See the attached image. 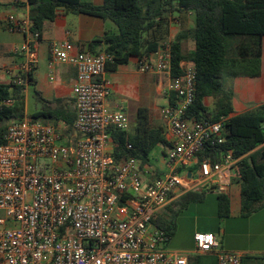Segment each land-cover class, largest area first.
Masks as SVG:
<instances>
[{"label": "built area", "instance_id": "built-area-1", "mask_svg": "<svg viewBox=\"0 0 264 264\" xmlns=\"http://www.w3.org/2000/svg\"><path fill=\"white\" fill-rule=\"evenodd\" d=\"M5 23L26 39L15 51L22 62L5 72L10 81L25 84V75L39 64L40 36L31 32L29 15H10ZM51 56L52 65L77 71L76 118L70 134L63 121L25 118L8 126L0 144V264H189L192 254L208 253H216L218 264H242L241 254L219 251L212 233L195 235L192 254L171 252L170 237L153 224L177 195L205 189L225 194L238 175L232 154L218 162L201 159L207 143L223 142L226 119L187 118L195 100L194 64L172 78L169 43L139 61L140 73L167 75L174 96L162 109L170 135L168 172L150 179L151 167L141 170L134 158L119 162L112 155L109 130L128 129L125 111L107 108L112 87L104 76L112 57L76 51L69 42L53 43Z\"/></svg>", "mask_w": 264, "mask_h": 264}, {"label": "trees", "instance_id": "trees-1", "mask_svg": "<svg viewBox=\"0 0 264 264\" xmlns=\"http://www.w3.org/2000/svg\"><path fill=\"white\" fill-rule=\"evenodd\" d=\"M31 32L38 33L40 42L47 22L61 13L87 15L111 22L117 33L105 34L89 43L92 54L106 53L112 57L106 73L115 72L131 59H149L164 44L171 46V77L184 74L183 65L191 62L196 69L195 100L187 112L193 122H220L226 119L222 132L223 142L207 143L201 159L218 162L232 154L238 160L241 217L248 218L264 208V104L248 112L233 116L234 90L229 81L236 78L256 79L261 76L264 43V0H104L95 5L82 0H27ZM191 13L193 26L169 40L172 16ZM190 41L193 49L185 53L183 44ZM36 69L25 75V84L12 79L0 81V144L8 126L29 118L46 124L63 121L71 133L76 115L71 108L61 107V101H47L35 92L41 110L26 116L24 90L34 86ZM15 80V81H14ZM11 100L13 106L2 105ZM174 101L171 96L170 102ZM144 113L139 111V116ZM111 134L112 155L116 161L134 158L140 169L150 163V155L157 146L169 147L162 129H149L139 122L133 135L115 128ZM131 146V148H129ZM205 192H186L156 216L153 224L171 240L176 231V217L192 203H202ZM218 217L231 215V200L217 194ZM189 264H218L216 253L191 257Z\"/></svg>", "mask_w": 264, "mask_h": 264}, {"label": "crops", "instance_id": "crops-1", "mask_svg": "<svg viewBox=\"0 0 264 264\" xmlns=\"http://www.w3.org/2000/svg\"><path fill=\"white\" fill-rule=\"evenodd\" d=\"M82 1L101 5L104 0ZM0 14V81L8 84L10 79L4 71L22 62V57L15 54V51L23 45L26 39L21 34L9 32L6 29L5 19L10 15L18 18L28 15L29 7L27 0H0ZM193 23L194 16L191 13H179L172 16L169 26V40L173 41L181 31L190 29ZM106 33L110 35L116 34L117 28L111 22L87 15L61 13L55 20L47 22L38 46L39 64L33 75L35 92H39L41 97L47 101H61V107L66 106L71 108L72 112L76 115L73 88L77 80V71L73 66L68 64L56 63L52 65L51 46L53 43L69 42L76 47V51H89V43L103 37ZM104 79L109 81L112 87L111 96L107 101V108L110 111L118 109L125 111L128 118L127 132L129 134L133 135L136 129L130 128L129 118L131 115H138L139 122H145L149 129H162L164 137L169 143L170 135L166 121L162 117V110L160 116L157 115L158 108L155 106L156 101L161 95L166 99V106L170 103L171 96H169L167 91L169 84L167 75L140 73L139 60L135 58L131 59L128 64L119 66L115 72L106 73ZM229 86L233 88L235 93L233 116L244 114L250 109L264 104V43L261 76L256 79L236 78L229 81ZM29 87L26 86L24 90V108ZM140 110L144 111L142 116H139ZM163 148L162 167L155 168L150 163L147 165L153 170V175L150 179L161 177L168 172L165 162L168 147ZM237 177L238 175H234L231 186L225 193L231 200V215L229 218L241 224H247L250 229L248 236L251 243H253V247H236L224 243L223 247L220 244L219 251L254 257L253 260L245 263L243 256L242 264H264V208L248 218L241 217L240 186L235 181ZM211 192L213 191L211 190ZM182 195H177L169 206ZM163 213L166 214L167 210H164L161 214ZM199 233L214 234L206 228H196L191 250H183L182 253H193L195 251V235ZM234 237L235 239H242V235L237 230Z\"/></svg>", "mask_w": 264, "mask_h": 264}, {"label": "rangeland", "instance_id": "rangeland-1", "mask_svg": "<svg viewBox=\"0 0 264 264\" xmlns=\"http://www.w3.org/2000/svg\"><path fill=\"white\" fill-rule=\"evenodd\" d=\"M192 49V43L190 41L185 42L183 49L184 52L188 53ZM28 90L29 93L25 101V113L27 116H32L41 110V105L35 97L34 87L30 86ZM166 104V99L163 95H161L155 103V106L158 108L157 115L160 116L161 110L164 106H166ZM138 122V115H131L129 118L130 128H136L138 126ZM5 124L6 123L0 124V127L5 126ZM163 149L164 148L162 146H157L150 155V164L155 168L162 167ZM212 191L213 192L209 191V189H205V199L202 203H192L188 205L184 211L178 214L176 217V231L168 244V246L170 245L168 247L169 251L182 253L183 250H191L196 228H206L207 230H211L222 247L224 243H228L236 247H253V243H251L248 236L250 229L247 224H241L237 221L231 220L230 218L221 220L218 217L217 191ZM235 229L242 235V239H235ZM191 256L194 258L197 257L196 254H192ZM253 259L254 257L252 258L249 255H246L244 256L243 261L248 263Z\"/></svg>", "mask_w": 264, "mask_h": 264}]
</instances>
